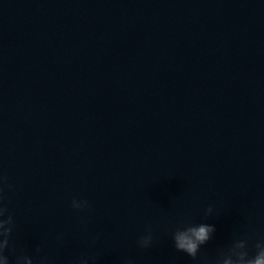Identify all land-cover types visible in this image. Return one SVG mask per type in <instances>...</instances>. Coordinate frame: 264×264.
I'll use <instances>...</instances> for the list:
<instances>
[{"label": "water", "instance_id": "95a60500", "mask_svg": "<svg viewBox=\"0 0 264 264\" xmlns=\"http://www.w3.org/2000/svg\"><path fill=\"white\" fill-rule=\"evenodd\" d=\"M0 173L16 244L51 264L264 238V0H0ZM186 221L216 229L195 260Z\"/></svg>", "mask_w": 264, "mask_h": 264}, {"label": "clouds", "instance_id": "9594fccd", "mask_svg": "<svg viewBox=\"0 0 264 264\" xmlns=\"http://www.w3.org/2000/svg\"><path fill=\"white\" fill-rule=\"evenodd\" d=\"M5 188L9 192L14 191V185L8 182V178L3 173H0V264H34V258L38 259V264H51L50 259L42 255L40 246L29 254L26 248L16 244L14 240L16 222L8 204L5 203ZM71 208L83 212L88 210L90 205L87 200L73 198ZM212 214L213 207L205 209L206 218ZM215 230V226L211 224L186 221L175 227L171 236L175 249L195 260L201 247L213 238ZM145 231L146 234L137 240L140 249H148L153 244L151 227ZM71 264H97V258L93 255H81ZM122 264H134V262L131 258H124ZM200 264H264V238L253 241L251 237L233 234L231 242L219 249L215 257H202Z\"/></svg>", "mask_w": 264, "mask_h": 264}]
</instances>
